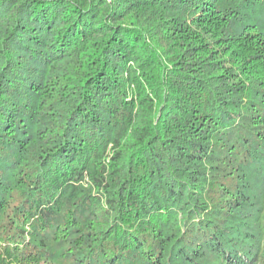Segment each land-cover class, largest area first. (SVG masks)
Masks as SVG:
<instances>
[{
    "label": "trees",
    "instance_id": "1",
    "mask_svg": "<svg viewBox=\"0 0 264 264\" xmlns=\"http://www.w3.org/2000/svg\"><path fill=\"white\" fill-rule=\"evenodd\" d=\"M0 264H264V0H0Z\"/></svg>",
    "mask_w": 264,
    "mask_h": 264
}]
</instances>
